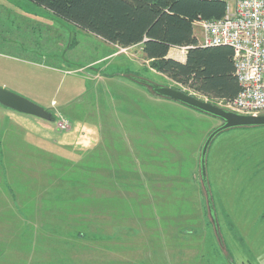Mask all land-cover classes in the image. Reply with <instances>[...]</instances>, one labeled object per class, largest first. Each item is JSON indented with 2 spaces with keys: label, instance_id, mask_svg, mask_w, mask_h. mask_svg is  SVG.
<instances>
[{
  "label": "rangeland",
  "instance_id": "374dc122",
  "mask_svg": "<svg viewBox=\"0 0 264 264\" xmlns=\"http://www.w3.org/2000/svg\"><path fill=\"white\" fill-rule=\"evenodd\" d=\"M135 77L231 110L157 72L141 44H110L30 0H0V87L51 113L0 104V186L13 193L0 198V264H54L19 236L16 204L55 228L66 264H264V126L226 130L209 147L216 232L199 157L220 120Z\"/></svg>",
  "mask_w": 264,
  "mask_h": 264
},
{
  "label": "trees",
  "instance_id": "16d2710c",
  "mask_svg": "<svg viewBox=\"0 0 264 264\" xmlns=\"http://www.w3.org/2000/svg\"><path fill=\"white\" fill-rule=\"evenodd\" d=\"M54 15L110 44H142L157 72L209 99L232 101L239 91L232 49L200 46L195 20L220 18L217 0H30ZM186 48L185 60L168 57L171 48Z\"/></svg>",
  "mask_w": 264,
  "mask_h": 264
},
{
  "label": "built area",
  "instance_id": "2783aa9c",
  "mask_svg": "<svg viewBox=\"0 0 264 264\" xmlns=\"http://www.w3.org/2000/svg\"><path fill=\"white\" fill-rule=\"evenodd\" d=\"M217 1L225 6L220 18L194 21L198 45L231 47L239 91L226 106L239 114H264V0Z\"/></svg>",
  "mask_w": 264,
  "mask_h": 264
},
{
  "label": "water",
  "instance_id": "95a60500",
  "mask_svg": "<svg viewBox=\"0 0 264 264\" xmlns=\"http://www.w3.org/2000/svg\"><path fill=\"white\" fill-rule=\"evenodd\" d=\"M134 79L137 83L143 84L147 86V88H150L152 93L158 97L181 103L220 120L219 126L214 128L204 140L199 157L200 178L207 193L209 213L215 231L217 232L218 224L215 209L210 196L206 170V159L209 147L214 138L226 130L239 127L264 126V114L257 116L239 114L237 112L224 109L211 102L199 99L194 95L188 94L179 89L169 86H160L142 78L135 77ZM0 104L21 113L33 115L44 120H51V113L47 109H44L34 102L3 87H0Z\"/></svg>",
  "mask_w": 264,
  "mask_h": 264
},
{
  "label": "crops",
  "instance_id": "0c3cea01",
  "mask_svg": "<svg viewBox=\"0 0 264 264\" xmlns=\"http://www.w3.org/2000/svg\"><path fill=\"white\" fill-rule=\"evenodd\" d=\"M195 27H196V24L193 22L194 32H195ZM195 35H196V32H195ZM199 35H196L197 40H198V36ZM139 44L131 45L129 47H133V46H136V45H139ZM141 47H142V44H141ZM185 53H186V49L184 50V52H181L180 48H176L175 47V48H171L169 50L168 57H171V58H173L175 60L183 62L185 60ZM1 177H0V180H1ZM0 183H1V181H0ZM11 191H6V190H4V188H2L0 186V198H4L3 202L8 201V200H6V198H7L6 195H9V196L13 195V193ZM8 192H11V195L7 194ZM1 196H4V197H1ZM13 202L14 201L10 200V203L8 205L10 207L14 208V203ZM16 206L18 207V209H20V210L17 211V209L15 207V212H14L16 221L19 222V226H17L18 230L20 231L19 232V236L28 235L29 239L32 242H36V245L34 247L35 251L33 250V252L34 253L36 252L39 256H48V258H50V259H51V256H52V262L54 264H61V262L58 259L62 260L63 264H66L67 258H69V256H63V254H62V256L61 255L60 256H54L55 252L57 251L56 241H55V239H56L55 228L52 227V226H42L40 222L34 223V221L26 220L25 219L26 217L24 215V213H25L24 210L20 207V205L16 204ZM21 206L23 207L24 205L22 204ZM32 211L33 212H38V211H40V209H37V207H36V209L34 208ZM47 211L50 212L51 210H47ZM43 222L48 224V225L52 223L50 221H47V222L43 221ZM8 225L9 224L7 223V226ZM96 257H99V256H96ZM91 259L90 258L85 259L84 260L85 264H93L92 263L93 261ZM101 259L102 260L99 261L98 263L96 261V264H105V262L109 261V260L113 264H116L115 262L119 261V257L118 256H102ZM94 263H95V261H94ZM107 264H109V262Z\"/></svg>",
  "mask_w": 264,
  "mask_h": 264
}]
</instances>
